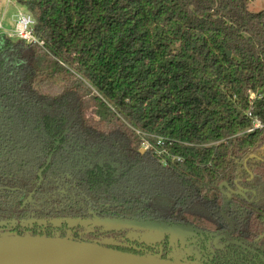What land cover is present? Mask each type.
Segmentation results:
<instances>
[{
    "label": "trees",
    "instance_id": "16d2710c",
    "mask_svg": "<svg viewBox=\"0 0 264 264\" xmlns=\"http://www.w3.org/2000/svg\"><path fill=\"white\" fill-rule=\"evenodd\" d=\"M251 2L20 0L44 46L0 39V237L156 257L95 222L149 223L187 229L189 263L264 264V11Z\"/></svg>",
    "mask_w": 264,
    "mask_h": 264
},
{
    "label": "water",
    "instance_id": "95a60500",
    "mask_svg": "<svg viewBox=\"0 0 264 264\" xmlns=\"http://www.w3.org/2000/svg\"><path fill=\"white\" fill-rule=\"evenodd\" d=\"M228 57L231 53L227 52ZM99 226L131 232H161L183 237L187 229L136 222H95ZM0 264H194L155 256H137L108 247L71 239L34 236L0 237Z\"/></svg>",
    "mask_w": 264,
    "mask_h": 264
},
{
    "label": "rangeland",
    "instance_id": "374dc122",
    "mask_svg": "<svg viewBox=\"0 0 264 264\" xmlns=\"http://www.w3.org/2000/svg\"><path fill=\"white\" fill-rule=\"evenodd\" d=\"M20 9V6L14 1L11 4H8L5 0H0V23L3 24V29L0 30V39L6 35L7 32H14L16 29V15ZM250 11L251 12H261L264 11V0H252L250 3ZM15 41L16 39H12ZM130 239L128 245L131 248L142 249L146 246L151 248H157L159 254L156 257H161V251L163 250V245L159 246L160 242H169V246L172 248V252L170 255L171 260H181L184 262L188 261V257L190 256V250L185 249L183 246V241L179 242L181 237H175L171 235H164L161 232H132L128 236ZM167 239V240H166ZM108 243H113V239H107ZM121 242V241H119ZM124 243V242H121Z\"/></svg>",
    "mask_w": 264,
    "mask_h": 264
},
{
    "label": "built area",
    "instance_id": "2783aa9c",
    "mask_svg": "<svg viewBox=\"0 0 264 264\" xmlns=\"http://www.w3.org/2000/svg\"><path fill=\"white\" fill-rule=\"evenodd\" d=\"M8 4H11L12 2H16L20 9H18L17 15H16V29L14 32H7L6 35H3L4 37L12 40H22L27 42L28 44H38L40 46H44L43 42H40L36 36H35V28L37 25V22L33 15L29 13L24 7L20 5V0H5ZM3 29V24L0 23V30ZM264 128V125L259 121H255L254 129H262ZM254 129L249 130V132H252ZM161 141H159V144ZM143 149L149 150L151 149L150 144L148 141H145L143 143Z\"/></svg>",
    "mask_w": 264,
    "mask_h": 264
},
{
    "label": "flooded vegetation",
    "instance_id": "af4514ba",
    "mask_svg": "<svg viewBox=\"0 0 264 264\" xmlns=\"http://www.w3.org/2000/svg\"><path fill=\"white\" fill-rule=\"evenodd\" d=\"M167 242V241H166ZM180 242H182V241H180ZM164 247H167L168 249H170V254H171V252H172V248L169 246V242H167V246H164ZM170 258V256L169 257H167V259H169Z\"/></svg>",
    "mask_w": 264,
    "mask_h": 264
}]
</instances>
